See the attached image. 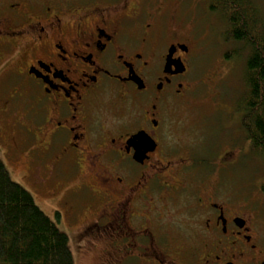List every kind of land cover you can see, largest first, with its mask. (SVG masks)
Listing matches in <instances>:
<instances>
[{
  "label": "flooded vegetation",
  "instance_id": "af4514ba",
  "mask_svg": "<svg viewBox=\"0 0 264 264\" xmlns=\"http://www.w3.org/2000/svg\"><path fill=\"white\" fill-rule=\"evenodd\" d=\"M182 1L0 0V134L16 135L35 191L79 242L103 241L107 264H264L261 209L217 186L236 155L213 170L168 143L199 49ZM225 23L244 73L251 49Z\"/></svg>",
  "mask_w": 264,
  "mask_h": 264
},
{
  "label": "rangeland",
  "instance_id": "374dc122",
  "mask_svg": "<svg viewBox=\"0 0 264 264\" xmlns=\"http://www.w3.org/2000/svg\"><path fill=\"white\" fill-rule=\"evenodd\" d=\"M244 1L248 3L244 5L245 8L248 5L247 10L251 8L250 2L255 5L264 22V0ZM205 2L206 0L182 1L181 17L186 21V35L198 40L199 49L193 52L190 62L191 96L185 103L173 105L175 113L167 129L168 143L173 141L178 146L189 149L197 159L212 163L210 168L213 170L217 168L214 164L219 163L223 150L232 152L236 155V163L221 170L220 175L218 172V188L231 191L238 202L243 199L255 201L256 206L261 209L260 213L264 214V167L245 146L246 135L239 129L238 116L233 114L230 119L227 118L231 108L234 113L242 111L238 99L243 96L246 86L242 79L244 74L241 59L238 64L230 61L233 57L230 46L234 45L224 40L226 35L223 33L227 24L218 11L206 12ZM237 55L241 57L240 52ZM4 76L1 72L0 78ZM9 78L2 79L4 82L0 88ZM10 82L8 88L12 91L15 85ZM240 120H243L241 116ZM174 135L180 141L182 139V142L175 140ZM12 150L15 151L16 158L12 156ZM0 157L12 180L25 188L44 214L54 220L57 208L51 207L45 192L35 191L31 159L22 155L15 134L9 140L0 134ZM202 169L209 170V167L202 166ZM82 224L83 222L79 225ZM59 228L69 237L74 264H107L108 257L101 253L104 248L102 240L78 242L60 222Z\"/></svg>",
  "mask_w": 264,
  "mask_h": 264
},
{
  "label": "trees",
  "instance_id": "16d2710c",
  "mask_svg": "<svg viewBox=\"0 0 264 264\" xmlns=\"http://www.w3.org/2000/svg\"><path fill=\"white\" fill-rule=\"evenodd\" d=\"M245 4L244 0H211L212 9L230 22L227 35L251 49L242 77L246 88L238 105L250 149L264 167V30L258 34L252 6L247 10ZM59 219L58 213L54 220L44 214L33 196L12 180L0 157V264H74Z\"/></svg>",
  "mask_w": 264,
  "mask_h": 264
}]
</instances>
